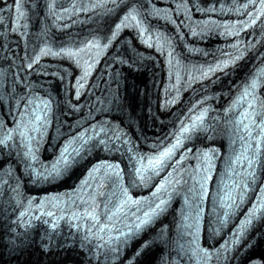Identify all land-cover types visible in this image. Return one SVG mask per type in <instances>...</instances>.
<instances>
[{
    "label": "bare ground",
    "instance_id": "1",
    "mask_svg": "<svg viewBox=\"0 0 264 264\" xmlns=\"http://www.w3.org/2000/svg\"><path fill=\"white\" fill-rule=\"evenodd\" d=\"M110 53V52H109ZM112 54H114V52L112 53ZM186 54L188 55L189 54V51L188 52H186ZM190 56L191 55H189V56H185L184 55V57H185V59H190ZM130 62H135L136 61V57L135 56H131L130 57ZM135 71V72H134ZM134 72V73H133ZM124 74H125V82L127 83L128 82V84H130V81L131 80H133V91L134 92H138L140 89H141V86L139 85V83L137 82V77L139 78V80L141 81L142 79H143V77H144V74H143V72L142 71H138L137 70V67H135V66H132V67H129L128 68V72H126V71H124ZM145 76H146V74H145ZM126 89H127V86H125L124 87V93H122V100L125 98L126 99V97H128V99H130V95H134L133 94V92L128 88L127 89V91H126ZM115 100H117V98H114ZM125 111L127 112V113H130L131 111H132V109H131V107H125ZM255 248H256V250L257 249H261V250H263L264 251V241L263 242H261V240L260 239H257V240H255V244L251 247V249L247 252V253H245V255H244V257L242 258V261H241V263L240 264H245V263H247V261L249 260V258L248 257H250V259H252V255H250V254H252V253H254V252H256V250H255ZM255 250V251H254ZM147 251V250H146ZM148 251H150V250H148ZM254 251V252H253ZM249 254V255H248ZM22 257V256H21ZM18 258H19V256L16 258V262H17V260H18ZM0 259H1V257H0ZM10 259H12V256L10 257ZM21 259V258H20ZM19 259V260H20ZM247 259V260H246ZM246 260V261H245Z\"/></svg>",
    "mask_w": 264,
    "mask_h": 264
}]
</instances>
